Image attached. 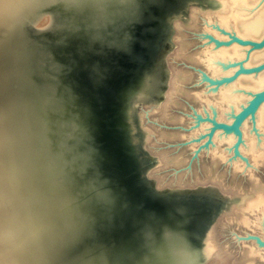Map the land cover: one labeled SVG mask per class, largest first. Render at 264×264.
I'll return each instance as SVG.
<instances>
[{
    "label": "bare ground",
    "instance_id": "bare-ground-1",
    "mask_svg": "<svg viewBox=\"0 0 264 264\" xmlns=\"http://www.w3.org/2000/svg\"><path fill=\"white\" fill-rule=\"evenodd\" d=\"M144 2L81 0L80 6L77 7L68 6L65 0H56L50 7L43 9L32 19L25 35L16 41L17 56H13L18 62H14V67L10 66L19 75L23 87L19 102L16 101V92L14 94L6 89V81L10 78L9 69L7 72L3 71L4 62L2 63L0 58V203L10 205L21 223L34 207L38 193L43 204H48L54 216L53 225L48 228L44 250L39 254L48 264H78L80 260L91 261V264H157L156 250L160 247L163 237L174 233L183 235L186 252L190 255V240L185 228L171 221V217H167V222L166 217L161 214L145 211L146 214L154 215L156 220L154 216H148L151 219H146L138 225L136 233L134 227L129 234L127 231L129 241H133L134 235L139 241L140 256L135 250H124L120 251L124 254L120 257L119 253L116 258L111 253V240L101 234L98 228L100 214L110 217L116 214H112L111 203L104 196L103 189L111 196L112 192H115L114 197L118 199L117 208L122 210L123 214L136 216L140 210L134 201L124 196L126 188L123 186L126 178H123V174L120 177L116 173L117 179L110 176L116 161L111 149L106 146L103 151L100 141L95 140L94 130L96 131L95 124L98 119L96 112H101L110 88L105 81L115 75L113 73L118 71V63L120 65V61L113 58L121 52L129 33L127 25L133 24L139 18L140 5ZM216 2L215 14L219 20L215 30L233 28L235 34L253 40L264 35V0ZM126 7L134 8L129 12ZM44 22L45 25L42 26ZM80 22L90 25L96 34L89 49L91 65H86L87 72L77 77L81 91L70 84L72 92L63 84L62 77L66 68L57 59L60 55L54 48V42L60 31H71L74 25ZM215 32L209 31L208 34ZM213 37L217 41L222 40L217 35L213 34ZM61 41L63 42V38ZM207 41L213 48L207 57L209 67L211 66L212 71L221 73V77L234 73L233 70L226 69L228 61L225 62V55L230 58L229 55L239 57L245 54L244 61L248 64L264 61V47L247 50V47L243 48L236 42L217 45L210 39ZM10 43L11 41L8 45ZM8 53L7 46L4 59L9 58ZM253 74H239L234 80L225 83L226 89L235 88L237 82L241 83L240 79L251 89L264 87V70ZM219 86L214 88L219 89ZM73 93L77 99L76 108L83 110V129L82 118L77 114L73 115L75 120L72 121L64 118L66 97ZM236 97V94L223 92L220 99L232 105ZM15 103L17 105H14ZM2 110L4 111L1 113ZM233 110L234 108L231 112ZM254 114L256 123L264 126V102ZM21 140L23 143L26 140L33 142L32 147L25 146L27 151H23L22 147L19 149L18 143L20 144ZM28 164L30 172L25 171ZM84 182L88 183L87 190L81 187ZM115 205L113 201V208H116ZM248 207L264 209V197L257 196ZM77 213L86 217L87 229L83 236L71 242L64 235L65 226L70 220L77 219ZM154 221L164 228L160 235L152 233ZM210 249L211 244L205 242L202 246V256H208Z\"/></svg>",
    "mask_w": 264,
    "mask_h": 264
},
{
    "label": "rangeland",
    "instance_id": "rangeland-1",
    "mask_svg": "<svg viewBox=\"0 0 264 264\" xmlns=\"http://www.w3.org/2000/svg\"><path fill=\"white\" fill-rule=\"evenodd\" d=\"M158 1L163 4L162 8L158 12L159 6H155L156 15L149 16L152 25L156 26L158 41L152 62L153 65L157 63L156 59L162 55L165 77L150 79L149 76L147 79L165 87L153 85L148 91L143 89L142 94L130 98L132 84L129 81L122 91L129 98L125 105V102L120 104L126 112L123 127L129 135L127 141L135 158L133 171L125 162L121 163L124 177L129 186L139 185L158 201L189 205L188 213L198 219L199 234L195 244H211L208 256L195 264H264V245L257 241L259 238L264 242V209L248 207L257 196L264 197V126L256 123L255 115L254 121L245 120L241 125L240 156H236L233 150L235 135L222 130L215 132L207 147H201L206 139L203 135L211 124L197 121L198 115L205 117L207 114L214 115L217 120L230 121L232 108L237 111L247 102L250 92L261 88H252V91L240 79L241 83L237 82L235 88L226 89L223 83L217 89L205 79L221 77V73L209 67L207 57L213 48L206 35L228 39L220 30H215L219 20L215 14L218 0ZM150 24L148 20L147 25ZM207 31L216 32L208 34ZM225 31L234 32L233 28ZM14 40L8 45V57L12 59L2 58L1 61L4 62L3 71L9 69L6 89L16 92L19 102L23 87L19 75L12 70L14 62H18L14 56H17L15 50L19 38ZM244 55H229L230 58L225 55L226 69L233 72L238 69V65L233 64L235 61H243L245 66L259 63H246ZM157 72L154 71V75ZM223 92L236 94L235 103L221 101ZM122 93L119 91L118 95ZM14 131L17 138L15 128ZM32 143L21 140L18 146L27 151L26 147H32ZM25 171L30 172L29 164ZM49 208L44 202L48 228L53 225L54 217Z\"/></svg>",
    "mask_w": 264,
    "mask_h": 264
},
{
    "label": "water",
    "instance_id": "water-1",
    "mask_svg": "<svg viewBox=\"0 0 264 264\" xmlns=\"http://www.w3.org/2000/svg\"><path fill=\"white\" fill-rule=\"evenodd\" d=\"M144 1L145 2L141 3L140 5L139 18H137L133 24L127 25L129 33L126 36V40L123 42L124 46L122 47L121 52L116 54V56L113 58V60L115 59L116 61H120V65L118 63V71L116 70L113 73L115 74L113 77L106 79V85L110 87L107 93L108 96L105 99L104 105H102L101 112L99 114L96 112L98 119L96 122L95 118L96 131L94 130L95 137H93L96 138L95 140L100 141L103 151L106 149V146L107 148L111 149L116 161V166H114V169L112 170L109 168V171L111 170L110 176L114 179L118 178L116 173H118L120 177H122L123 174L124 178V172L121 167L122 162L126 163L130 171L135 170L134 152L128 144L127 140L129 135L125 132L123 127V116L125 118L126 115L123 105L129 102V98L125 93H122V91L126 89L130 81L132 85L129 95L130 98H133L139 93L142 94L143 89L144 91H148L150 87L154 85V83L148 81L149 79L147 78L149 76H151L150 79L154 76L158 79H164L165 77V71L163 70L162 64V55L156 59L157 63L153 65L152 62V53L158 41L156 39L157 35L155 34L156 26H154V24L152 25V17L151 19L149 17L151 14L154 15L155 6H159V8H157V11L159 12L163 4L159 3L158 0ZM156 3H158V5H155ZM126 8L130 12L134 7ZM148 20L149 23L151 22L149 26L147 25ZM85 25L86 23L80 22L79 24L76 23L74 28H72L73 30L71 31L68 29H64V32L60 31V34L56 36L54 42V48L60 55L57 59L60 61L63 67L66 68V73L63 74L64 79L62 77L63 84L68 90H71L72 92L73 90L71 85L81 91V84L77 77L83 73H86L87 68L85 67H89L91 65L89 49L91 46L90 43L95 41L93 40V36L96 34V31L92 29L90 25ZM221 33L228 36V39L217 41L213 36L206 35V37H208L217 45H229L233 42H236L239 45L249 47L248 50L261 49L264 47V35L260 39L253 40L252 38H243L234 32L230 33L226 32L225 30H221ZM62 38L63 42L61 41ZM81 45L82 51H80ZM233 64L238 65V69L235 70L232 75L222 77L220 79L211 77H206L205 79H207L209 83L218 86L228 81L234 80L239 74L258 73L264 70V61L250 66H245L243 61H235ZM156 70L158 72L154 75V71ZM119 86H121L120 89H118ZM155 86H160L161 89H164L165 87L164 85L157 84L154 85V87ZM119 91H121L122 94L118 95ZM120 95H122L121 98ZM249 95L250 97L245 104L241 105L237 111L233 110L231 112L230 121L217 120L214 115L211 117L208 114L205 117L200 115L197 116L198 122L207 121L211 124L207 132L203 135V137L206 139L205 143L202 144L201 147H207L211 143L215 132L217 130H222L225 133H233L235 135L233 150L236 156H240L239 145L241 142L243 143L241 125L247 118H250V120L254 121V113L256 109L262 102H264V87L250 92ZM76 100L77 99L74 93L73 95L69 94L66 97L64 118L67 117L72 121V119H74L73 115L76 116L77 114V116L82 118L81 129H83L85 124L84 115L81 113L83 110L80 111L76 108ZM122 102H125L122 105L123 107L120 105ZM111 127L114 133L111 132ZM99 150L101 153H103L100 148ZM77 163H75V169ZM87 185L88 183L84 182L81 187L87 190ZM124 185L125 186L123 187L126 188L124 196L134 201L137 206L140 207V210L136 216H132V214H123V211L117 208L118 199L114 197L115 192H112L113 196H111L107 190L103 189L104 196L111 203L112 214H116L113 215L114 217H110V215L107 214H100L99 216L101 221L98 224V228L101 234L107 236L111 240L112 255L114 254V256L118 258L120 251L135 250L136 254L140 256L139 241L135 238V235L132 238L133 241L131 239L129 241L128 234L131 232L133 227L135 228L136 233L138 230V225H140L142 222H145L146 219H151V217L154 216L152 214L155 213L164 215L166 220L167 217H171V221L180 227L185 228V232L187 233L190 240V257L193 259L194 264L205 258V256H202L201 254L202 245L197 246L195 244V240L199 234V232H197V227H199L197 223L198 219L190 216L188 213L190 211L188 204H174L172 202L158 201L156 198H154V196L139 188V185V187L136 184L134 186L130 184L129 186L127 180L125 181ZM113 201L116 204V208H113ZM145 211L151 212L152 214H146ZM161 227V224H159L157 221H154L152 233L160 235L164 230V228ZM257 241L259 244L264 245V242L259 238ZM123 254L124 253H120V257Z\"/></svg>",
    "mask_w": 264,
    "mask_h": 264
},
{
    "label": "clouds",
    "instance_id": "clouds-1",
    "mask_svg": "<svg viewBox=\"0 0 264 264\" xmlns=\"http://www.w3.org/2000/svg\"><path fill=\"white\" fill-rule=\"evenodd\" d=\"M55 2L56 0H0V58L7 51L9 42L22 38L32 19ZM80 2L81 0H65L68 6L79 7ZM65 227V237L68 241L75 242L86 233V217L77 213V219L70 220ZM47 235L48 226L39 193L23 223L10 205L0 203V264H48L39 255L44 250ZM156 256L157 264H194L186 252V242L181 233L165 235L156 250ZM78 264H91V261L80 260Z\"/></svg>",
    "mask_w": 264,
    "mask_h": 264
}]
</instances>
